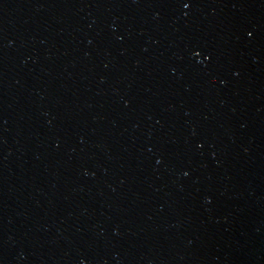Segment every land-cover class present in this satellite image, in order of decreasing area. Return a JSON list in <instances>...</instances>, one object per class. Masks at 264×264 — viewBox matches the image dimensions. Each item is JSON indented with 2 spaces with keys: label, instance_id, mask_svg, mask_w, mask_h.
I'll list each match as a JSON object with an SVG mask.
<instances>
[{
  "label": "water",
  "instance_id": "water-1",
  "mask_svg": "<svg viewBox=\"0 0 264 264\" xmlns=\"http://www.w3.org/2000/svg\"><path fill=\"white\" fill-rule=\"evenodd\" d=\"M0 264H264V0H0Z\"/></svg>",
  "mask_w": 264,
  "mask_h": 264
}]
</instances>
